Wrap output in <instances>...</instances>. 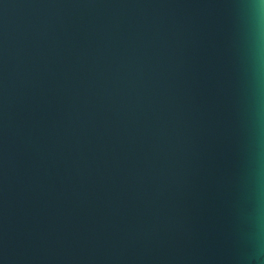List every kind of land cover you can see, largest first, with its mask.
I'll use <instances>...</instances> for the list:
<instances>
[{"label":"water","instance_id":"water-1","mask_svg":"<svg viewBox=\"0 0 264 264\" xmlns=\"http://www.w3.org/2000/svg\"><path fill=\"white\" fill-rule=\"evenodd\" d=\"M0 264H264V0H0Z\"/></svg>","mask_w":264,"mask_h":264}]
</instances>
